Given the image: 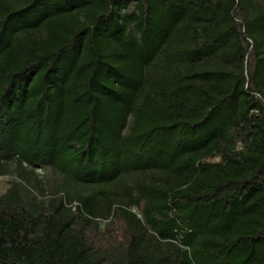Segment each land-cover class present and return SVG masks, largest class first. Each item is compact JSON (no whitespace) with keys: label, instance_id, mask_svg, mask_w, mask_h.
Returning <instances> with one entry per match:
<instances>
[{"label":"trees","instance_id":"obj_1","mask_svg":"<svg viewBox=\"0 0 264 264\" xmlns=\"http://www.w3.org/2000/svg\"><path fill=\"white\" fill-rule=\"evenodd\" d=\"M5 159L137 177L105 213L11 187L0 264H264V0H0Z\"/></svg>","mask_w":264,"mask_h":264},{"label":"rangeland","instance_id":"obj_2","mask_svg":"<svg viewBox=\"0 0 264 264\" xmlns=\"http://www.w3.org/2000/svg\"><path fill=\"white\" fill-rule=\"evenodd\" d=\"M7 1L13 5L22 3V0ZM131 120L132 117H129L128 124ZM136 177L125 175L114 183L96 185L76 181L51 167H32L25 162L19 164L15 159H5L0 164V195L8 192L11 187L17 188L21 210L34 214L46 213L51 204L60 199L65 208L76 206L80 203V197L87 196L94 200L99 212L105 213L109 201L116 200L117 191L121 192L127 185H134ZM132 210L139 214L137 207L133 206ZM108 221L109 218L104 216L95 217V226L91 227V231H104Z\"/></svg>","mask_w":264,"mask_h":264},{"label":"built area","instance_id":"obj_3","mask_svg":"<svg viewBox=\"0 0 264 264\" xmlns=\"http://www.w3.org/2000/svg\"><path fill=\"white\" fill-rule=\"evenodd\" d=\"M71 208H72V210H74L75 209V206H72Z\"/></svg>","mask_w":264,"mask_h":264}]
</instances>
